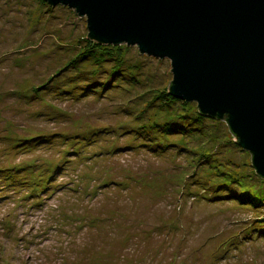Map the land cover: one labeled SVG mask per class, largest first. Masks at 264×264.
<instances>
[{
    "label": "rangeland",
    "instance_id": "1",
    "mask_svg": "<svg viewBox=\"0 0 264 264\" xmlns=\"http://www.w3.org/2000/svg\"><path fill=\"white\" fill-rule=\"evenodd\" d=\"M88 34L69 8L0 0V264H264V236L249 232L264 218L251 154L222 122L163 147L143 139L137 128L157 118L176 125L198 105L166 111L154 101L171 88V62L136 47L126 57L135 76L123 71L127 81L121 74L99 94L75 81L71 97L69 83L87 81L86 62L78 73L64 68ZM88 65L105 79L114 62ZM57 78L55 97L44 91Z\"/></svg>",
    "mask_w": 264,
    "mask_h": 264
},
{
    "label": "water",
    "instance_id": "2",
    "mask_svg": "<svg viewBox=\"0 0 264 264\" xmlns=\"http://www.w3.org/2000/svg\"><path fill=\"white\" fill-rule=\"evenodd\" d=\"M88 38L169 60L170 94L224 119L264 179V0H44Z\"/></svg>",
    "mask_w": 264,
    "mask_h": 264
},
{
    "label": "trees",
    "instance_id": "3",
    "mask_svg": "<svg viewBox=\"0 0 264 264\" xmlns=\"http://www.w3.org/2000/svg\"><path fill=\"white\" fill-rule=\"evenodd\" d=\"M41 2L44 5H48L49 7H51L44 0H41ZM84 42L86 43L85 48L82 47V50L80 51V53L75 54L72 57V59L70 60V62L67 64V66L64 68V71H65L66 69H68L70 67L68 70L65 71V73L69 72V71H71V72L72 71H76V73H78V71L81 69V67L86 62L85 72L83 74V77H86L87 81L84 82L83 78L78 79V80H74V82L71 81L72 83H69V93L71 94L70 95L71 97L73 95H76V97L79 96L78 93H73V90L76 87H78L76 85L73 88V83L75 84V81L79 82V90H80V92H82V91H83V93L93 92V93L99 94V93H102L104 91L113 90L114 87H115L114 82H115V80L118 81V78L121 76V74H122V78L124 77V80L127 81V78L125 77V74H124L123 71H125V72L128 71L129 73L132 74V76H135V73H134L132 68L130 70L127 69L128 66H127V62H126V57L129 56V53L131 51V47L104 45V44H101V43H99V42H97L95 40H91L89 38L87 40H84ZM79 43H81V41ZM71 46L72 45H69V47H71ZM138 51H139V49H138ZM139 53H140V51H139ZM141 55L142 54L140 53V56ZM89 61H94L96 63V65H98V66H101L103 63H106L107 61H113L114 65L110 69V75H108V77L105 75L104 76L105 79H103V75H101L102 71L99 73V71L96 69L97 71L93 72L91 66L88 65ZM62 71L63 70L59 71V74L62 73ZM59 74H56V77L59 76ZM59 81H60V78L59 79L57 78L54 81V82H57V83H52V85L48 86V89L45 90L44 92L49 91L50 93L54 94L53 96L56 97L55 94H57V92H54L53 88L57 89V91H58V88L56 86L59 84ZM40 91H41V89H35L33 93L34 94H36V93L38 94V92H40ZM166 91L167 90H162L161 92H159L160 96H158V97H156L154 99V101H157L160 98L162 101H164L165 102L164 103L165 106H167L166 107L167 109H165L166 111H170L171 109H173L175 107L173 105H175V104H181L183 109L186 110V107L191 104L189 102L182 101L180 99H177V98L173 97L170 94V90L168 92H166ZM59 96L66 97L67 93H64V94L59 95ZM173 103H175V104H173ZM197 108H198V110L193 112V114L186 113V114H182L179 117V119L182 120L183 123L179 122L176 125L175 124L173 125L171 123L162 124L161 119L157 118V119L154 120V123H155V126L157 127V129L155 128V126H153V127H151L150 129L147 130V128L145 126H141V127L137 128V130L138 129L142 130L143 139H152V140H154L155 143H153V145L156 146V147L166 146V142H170L169 138L172 139L171 136H174V137L181 136L182 138L186 137V139H189L188 138L189 136L195 135L194 134V132H195L194 130L195 129H196V131H199V133H200L201 128L205 125L206 121H208V122L214 121L216 123L222 122L224 127H228V129H229L228 132H230L232 134V132L230 131V127L228 125V122H227V119H228L227 117H225L224 119H219L217 117H210L208 115L203 114L200 111L199 107H197ZM150 120H152V119H150ZM151 123H153V120H152ZM162 128L165 130V133H163V136L158 137L159 133H157V130L158 129L160 130ZM137 136L139 137V135H137ZM232 136L236 138L235 135L232 134ZM182 138L180 139L181 143H182V140H183ZM237 144L240 147L238 142H237ZM181 146H182V149L185 152H186V150L189 151L188 147H186V145H181ZM190 153H191V156L189 158H191V159L196 154L201 156L199 163H201L205 159L211 160L210 158H208L209 156H207L205 154H199L196 150H194V151L191 150ZM63 157H64V160H65V163H66L67 162V160H66L67 158H65L66 157L65 155ZM192 162H193V160H192ZM61 165L58 166L59 169L55 173H53L51 175V178H50L51 182L55 178V176L57 175L59 170L61 169ZM8 168H9V171H11L12 170L11 168L14 169L16 167L12 166V167H8ZM253 170L257 174L254 166H253ZM10 173H13V172H10ZM261 179L264 180L263 178H261ZM223 187L224 186H220V187H218V189H223ZM49 188H50V186L49 187L47 186V189H49ZM45 191H47V190H45ZM223 192L224 193H230L229 194L230 197H233L231 199L233 201H235V202H239L241 206H244V207L253 206L254 208H256V207H258L260 205V201L254 199L250 195L237 196L235 194L236 192H226L225 190ZM213 197H216L215 194L213 195ZM252 224L249 226V228L251 229V231H249V232L252 233V234L259 233L261 235L260 237H263L264 236V230H260V229L264 227V218H262L259 222L254 223V225H252Z\"/></svg>",
    "mask_w": 264,
    "mask_h": 264
}]
</instances>
